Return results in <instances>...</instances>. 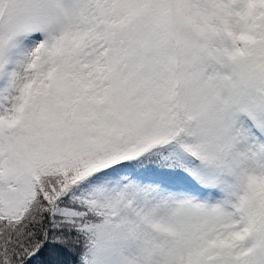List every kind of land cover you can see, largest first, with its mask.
<instances>
[{
    "label": "snow or ice",
    "instance_id": "6c2138e0",
    "mask_svg": "<svg viewBox=\"0 0 264 264\" xmlns=\"http://www.w3.org/2000/svg\"><path fill=\"white\" fill-rule=\"evenodd\" d=\"M0 264H264V0H0Z\"/></svg>",
    "mask_w": 264,
    "mask_h": 264
}]
</instances>
